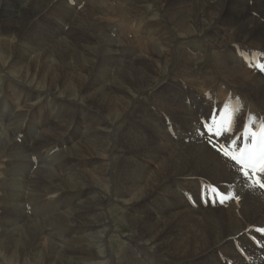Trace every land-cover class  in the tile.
Returning <instances> with one entry per match:
<instances>
[{
	"label": "bare ground",
	"instance_id": "obj_1",
	"mask_svg": "<svg viewBox=\"0 0 264 264\" xmlns=\"http://www.w3.org/2000/svg\"><path fill=\"white\" fill-rule=\"evenodd\" d=\"M71 1L0 0V68L4 52L11 59L8 79L15 73L25 82L0 84L12 89L14 99L4 116L0 112V128L6 126L10 136L0 145L3 252L16 264H116L119 257L110 253L107 238L118 230L96 187L98 179L109 182L104 177L113 165L108 142L114 131L106 128L113 124L101 117L120 122L133 107L120 154V185L110 190L131 213L134 235L124 264H156L163 258L171 264H264V234L258 231L264 230V193L250 181L245 186L201 129V120L229 95L241 103L237 131L241 119L264 120V73L245 60L253 52L264 54V0H78L74 7ZM43 19L62 23L52 31L42 28ZM129 20L148 41L145 58L127 49L120 34L110 36ZM197 41L208 44L207 58L193 50ZM98 56L104 58L100 74L94 72ZM159 65L163 68L155 70ZM169 71L171 86L155 93ZM32 83L42 90L25 87ZM179 83L187 84V91L178 90ZM193 85L202 97L190 94ZM133 92L145 93L141 105ZM71 96L82 103L70 105ZM3 102L0 98V108ZM44 107L48 118L40 113ZM154 107L166 116L164 125L150 114ZM77 115L91 121L82 124ZM172 124L186 130L175 141L165 130ZM88 165L90 173L83 171ZM201 179L232 197L225 209H195L187 202L184 187L198 186ZM170 195L177 203H168ZM139 204L148 208L134 211ZM141 240L158 255L142 248Z\"/></svg>",
	"mask_w": 264,
	"mask_h": 264
},
{
	"label": "rangeland",
	"instance_id": "obj_2",
	"mask_svg": "<svg viewBox=\"0 0 264 264\" xmlns=\"http://www.w3.org/2000/svg\"><path fill=\"white\" fill-rule=\"evenodd\" d=\"M69 4L72 7H74L77 4H79V3H78V0H72L71 3H69ZM75 8H76V10H78V11L81 12V8H78V7H75ZM153 9L156 10L155 7ZM117 22H120L121 23V21H117ZM61 23H62L61 21H59V22L58 21H54L53 24H50V20L49 19H43L42 22H41V26H42V28H45V27L48 26L49 28L52 29V31H55V30H57V29L60 28ZM80 25H81V23H80ZM122 25L123 26H118L117 27V32L110 33V36L114 37L116 33L117 34H120V35H118V36H120L119 39H121V40L124 41V44L126 45V48L127 49H130V48L135 49L136 51H138L139 55H142L145 58L146 55L144 54V50L142 48H143V46H145V44L148 43V41L142 39V38H144V36H142L139 33H136L137 30L135 29L133 23L130 20L124 22ZM142 31H144V30H142ZM170 32H171V34H173L172 31H170ZM143 33L144 32H142V34ZM1 39H2V37L0 38V41H1ZM1 43H2V41H1ZM192 43L193 42H191V44ZM194 43H196V44H193L192 46H193V50L195 51V53H198L199 55L202 54L204 57L207 58L209 56V52H210V48H209L208 44L205 43L204 41H197V42H194ZM26 44H28V41L26 43L23 42V45H26ZM188 44H189V42L186 43V46H188ZM191 44H189V45H191ZM201 45L202 46L204 45V46L202 47ZM74 50H75V52L79 53V51L81 49L79 47H76ZM105 52L106 51L104 50V53ZM1 54H2V59L3 60L1 62V68H0L1 69V71H0V84H8L9 83V79H13V80L15 79V80L20 81V79L16 76L15 73L9 74V79H8L7 74L5 72H8V69L7 68L9 66V64L11 63L10 62L11 59H10V56H8L7 54H5L4 52H2ZM204 54H206V55H204ZM79 55H80V53H79ZM115 57L120 58V56H118V55H115ZM41 58H42V56H41ZM103 61H104V58H102L101 56L96 57V65L97 64L98 65H97L96 70H94V72L96 71L98 74H100L101 72H103L102 69H101L102 68V64L104 63ZM177 64H178V61L176 60V62H174L173 65H172V69L173 70H176ZM161 68H163V66L162 65H159V69L155 68V70H160ZM116 72H117V68L114 67L112 69V73L111 74L114 76L116 74ZM171 73H172V71L164 72L163 73V76L164 75L166 76L165 80H163L162 83H159L157 85V87L154 84L155 85V87H154V92L155 93H157V91L158 92H161L163 88L171 86V85H168L169 83H166L170 79ZM112 75H110V76H112ZM20 82L25 83L23 81H20ZM33 84H34V86H33ZM179 84L180 85H178V90H180V91H184V90L187 91V87H188L187 84H184V83H182V84L179 83ZM36 85H37L36 83H32L30 85L25 84V87L26 88L29 87L28 89L32 90V92H37L38 90H42L38 86L36 87ZM5 88L6 87H3V86L1 87L0 86V98H3V101H4L1 104L0 112H2V110L5 111L6 110L5 105H7L9 107L10 106V103L14 100V99H12V96H11L12 95V92H11L12 89H10V90L7 91V90H5ZM34 90H36V91H34ZM189 91H190V94H192V95L193 94L199 95L201 97L204 94L201 90L199 91V89L195 85H193L192 87L190 86V90ZM56 93H57V96H61L60 95V92H56ZM132 94L134 95L133 97L136 96L135 97V101L138 102V105L139 104L141 105V103H142L141 98L145 95V93L137 94V92H133ZM214 97L217 98L216 96H214ZM152 99L153 98H151L150 101H147V103L144 104L145 105V108L147 107V105H150V103L154 102V100H152ZM179 99L182 101L183 100V96H180ZM67 102L70 105L71 104H74V102L75 103H78V104L79 103L80 104L82 103L81 101L77 100L73 96H71V98H68L67 99ZM158 105L159 104H157L155 102V107H158ZM178 105H180V104L178 103L176 107H178ZM197 105H199V103H196V106ZM155 107H154L153 110L152 109L150 110V114L155 118V120L161 121V125H164V121H165V117L166 116H163L161 114L162 110L161 111L160 110H157V108H155ZM159 108L162 109L161 107H159ZM131 109L132 110L130 111V113L128 115L129 117L127 119L121 120L120 122H116V120L114 118L109 117V116L106 118V115L101 117V116H99L98 113H96L99 117L103 118V121L106 122L107 124H113L112 127H108V125H107L106 128L110 132L111 131L112 132L114 131L109 136L110 139H109V142H108L110 149L112 148L111 159H113V165L110 168H108V177L107 178L104 177L105 179H108L109 178V182H105V181L103 182L101 179H98V182L96 183V187L98 188V190L100 191V193H103L105 195L104 208H106V211L108 212V216L112 217L113 223H115L114 226L118 230L117 233H111L110 235H108V238H107L110 241V245H111V248H112L110 253L115 254V257H119V260H117L116 264H124V256L127 254V251H128V248H129L128 247L129 246V240L134 235V231L132 230L133 228L131 226V223H129V221H128V220H130V217H129L130 214H131L130 211L127 208H125L121 203L117 202L118 199H115V197H113L112 194L110 193V190L113 191L114 188L116 190L117 187L120 185V180L118 181V179H119L118 176H119V173H120L119 171H120V168H121L120 165L122 164V162H121V160H122L121 155H122L123 150L125 149L123 143H124V139H125V136H126L125 135L126 134V130H127L126 127L128 125L129 118L132 116L133 110L135 112V108L131 107ZM40 113L42 114L43 117H46V118H48L49 115H50L48 113L47 107L42 108ZM130 114H131V116H130ZM75 118H76L75 119L76 121H78V122H80L82 124H85V123H88L89 121H91V118L88 115H87V117H83V116L77 115ZM170 123H172V121H170ZM177 126L178 125H173L172 124V125H170L168 127V126L165 125V130H168L169 131L168 134H170L169 135L170 137H173V138L175 137L177 139V137H176L177 134L179 135L182 132H185L186 131L184 129V127L182 128V126H178V127ZM5 127L6 126H4V128L3 127L0 128V135H2V136H0L1 137L0 138V145H4L5 143H7L8 139H10V136L8 135L7 130L5 131V129H6ZM142 128H143V131H145V133L150 134V129L149 128H147L145 126H143ZM171 128H172V130L175 129L177 131L179 130L180 132L179 133H176L174 130L172 132L171 131ZM4 132H6L7 134L5 135ZM122 132H125V133L122 134ZM159 134L162 135L161 133H159ZM156 136H158V135H156ZM175 138H174V141H175ZM119 147H121L122 149L119 148ZM116 148H118V149H116ZM120 149H121V151H120ZM132 158L134 159L135 156L132 157ZM56 163L58 165V161ZM152 166H154V168H155V166H157V165L156 164H152ZM0 168H2V169H0V172H2L3 169H4V167H0ZM34 169H35V167H34ZM82 170H83V167H82ZM88 170H89V173H90L91 171H93V167L91 165L90 166L88 165L83 171L87 173ZM117 172H118V174H117ZM202 180L203 179H201V182L200 181L198 182V184H197L198 186H185L184 187L185 188L184 191L189 192L190 193V196L194 199L195 204H196V207H194V206L193 207L195 209L196 208H199V207H201L203 209H206L205 207H203L200 204V201H199L200 191H201L200 190V186L203 183ZM204 180H206V179H204ZM196 183H195V185H196ZM196 196H197V198H196ZM183 197H185V195H183ZM162 198H164V197H162ZM165 199L168 201V203H171L172 201H173V203H177V199L176 198L174 199L173 196H171V195L165 197ZM186 200L189 203V200L187 198H186ZM197 201H198V203H197ZM154 204H156V203H152L151 204L152 207L159 208V205H157V204L154 205ZM145 208H148V207L146 205H143V204L140 205L139 204V207L135 208L134 211L135 210L142 211ZM216 209L218 210V209H225V208H224V205L223 206H221V205L219 206L218 205V206H216ZM252 235H254V234H252ZM138 243L141 245L142 248H144L146 251H148L149 253H151L150 255H152V254L154 256H157L158 255L155 252L154 246H152V245L150 246V244L147 243L146 241H142L141 240V241H138ZM221 256H223V255H221ZM168 260H169V258H167V260L163 258V260L162 259L161 260L159 259L155 263L156 264H171V262L168 261ZM163 261L164 262L167 261V263H163ZM0 264H16L14 262L13 258L10 255H6L3 252V250H2L1 247H0Z\"/></svg>",
	"mask_w": 264,
	"mask_h": 264
},
{
	"label": "snow or ice",
	"instance_id": "obj_3",
	"mask_svg": "<svg viewBox=\"0 0 264 264\" xmlns=\"http://www.w3.org/2000/svg\"><path fill=\"white\" fill-rule=\"evenodd\" d=\"M264 55V54H261ZM262 71H264V67L261 68ZM239 112V108H237V115ZM215 115V113H213ZM211 122V116L208 118L207 121L204 123H210ZM231 127L232 130L235 131V120L231 121ZM253 129L249 130L247 134L241 133L239 136H228L227 137V144L233 145L236 149V155H232L229 158V153L224 152L223 157L229 159V163L235 162L233 164V167H236L237 165H240L242 168L246 169L241 174V178L243 180V183L246 187L249 186V180L247 179L249 177V170L253 174L257 171V164H259V170L260 172L264 173V121H254L253 122ZM211 139V137H209ZM221 143H224V141H221ZM259 143V151L255 155L253 154V150L255 146ZM247 145V147L245 146ZM238 172H240V169H237ZM256 184L259 185L261 189H264V183L260 182L259 178L253 182L252 186H255ZM223 196L224 200H221L220 202L223 203L226 200L231 199L232 197L227 193H220L216 189H212L209 192H205L203 189L201 191V198L202 199H209V200H215L219 196ZM238 200V196H237ZM262 234H264V230H258ZM264 243V242H262Z\"/></svg>",
	"mask_w": 264,
	"mask_h": 264
}]
</instances>
